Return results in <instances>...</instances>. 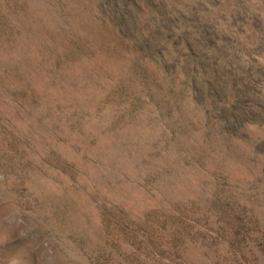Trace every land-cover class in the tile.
<instances>
[{"label":"rangeland","instance_id":"rangeland-1","mask_svg":"<svg viewBox=\"0 0 264 264\" xmlns=\"http://www.w3.org/2000/svg\"><path fill=\"white\" fill-rule=\"evenodd\" d=\"M0 264H264V0H0Z\"/></svg>","mask_w":264,"mask_h":264}]
</instances>
